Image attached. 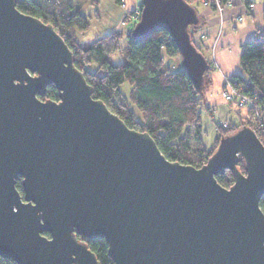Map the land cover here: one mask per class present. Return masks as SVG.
<instances>
[{"label":"water","instance_id":"obj_1","mask_svg":"<svg viewBox=\"0 0 264 264\" xmlns=\"http://www.w3.org/2000/svg\"><path fill=\"white\" fill-rule=\"evenodd\" d=\"M141 5L133 39L166 30L202 90L209 62L189 32L195 7ZM50 85L59 101L39 98ZM93 94L54 26L0 0V257L100 264L88 243L104 239L115 264H264V144L255 131L222 137L197 168L169 161ZM228 170L225 188L217 176Z\"/></svg>","mask_w":264,"mask_h":264},{"label":"trees","instance_id":"obj_2","mask_svg":"<svg viewBox=\"0 0 264 264\" xmlns=\"http://www.w3.org/2000/svg\"><path fill=\"white\" fill-rule=\"evenodd\" d=\"M90 1L93 5L98 3V0H17V8L54 26L73 52L75 66L93 87L94 98L103 101L129 128L149 133L169 161L200 168L217 150L222 137L243 126L255 131L264 144V28L258 29L255 38L242 47L240 64L244 76L229 78L241 94L250 99L248 112L243 117L240 112L243 109L235 110L238 117L235 121L215 120L217 137L212 146L206 147L202 140L201 113L203 110L211 111L206 103V93L212 83L210 64L203 88L197 90L183 67L176 70L173 68L175 64L170 63L171 58L180 55L170 34L160 29L136 41L132 37L136 23L128 30H114L82 44L77 33H85L90 28V18L82 12ZM113 1L121 6L124 0ZM186 1L195 9L197 3L216 9L211 2ZM221 1L227 3L229 0ZM201 27L199 20L197 25L189 27V32L194 44L205 55L194 36ZM117 52H120L122 61L115 63L111 57ZM166 63L169 65L165 66ZM125 82L131 85L128 95L121 91ZM39 98L42 101H59V91L50 85L45 95ZM238 167L244 172L243 160ZM217 180L223 187L229 188L234 183V175L228 170L217 176ZM16 187L23 194L21 180L17 181ZM260 206L264 213V195ZM88 247L100 264H115L104 239H95L88 243ZM0 264L17 263L0 257Z\"/></svg>","mask_w":264,"mask_h":264},{"label":"crops","instance_id":"obj_3","mask_svg":"<svg viewBox=\"0 0 264 264\" xmlns=\"http://www.w3.org/2000/svg\"><path fill=\"white\" fill-rule=\"evenodd\" d=\"M250 3L254 7L251 8ZM83 9L91 11L85 14L91 24L85 34L101 25L108 29L106 35L114 30H128L131 23L125 21L126 15L140 10L141 0H124L121 6L113 0H98L96 5L90 1ZM196 9L202 27L194 35L195 42L205 52L211 68L212 83L206 93V103L211 111L201 113L202 140L210 147L217 137L215 120H238L232 107L222 100L221 90L227 78L244 76L240 64L242 47L255 38L258 29L264 28V0H229L222 10L197 3ZM92 34L89 35L91 42L94 41Z\"/></svg>","mask_w":264,"mask_h":264},{"label":"built area","instance_id":"obj_4","mask_svg":"<svg viewBox=\"0 0 264 264\" xmlns=\"http://www.w3.org/2000/svg\"><path fill=\"white\" fill-rule=\"evenodd\" d=\"M203 2H211L215 6L216 10H222L226 3H223L221 0H203ZM249 6L252 8L254 7L253 3H250ZM141 19V9L136 11L132 15H128L126 17V20L128 23H138ZM221 95L226 101V103H229L233 105L236 108H244L248 109L250 105V99L248 96L241 94L239 89L232 83V81L227 78L224 84V88L221 92Z\"/></svg>","mask_w":264,"mask_h":264},{"label":"rangeland","instance_id":"obj_5","mask_svg":"<svg viewBox=\"0 0 264 264\" xmlns=\"http://www.w3.org/2000/svg\"><path fill=\"white\" fill-rule=\"evenodd\" d=\"M88 3H90V2H88ZM88 3H87V4H88ZM87 4H86V5H87ZM86 5H85V6H86ZM87 7H90V6H87ZM82 12H83L84 14H90V13H91V11H86V10H84V9H83ZM127 16H128V14L126 15V17H127ZM134 24H135V23H131V25H130L129 28H131V26L134 27ZM107 30H108V29H106V27H103V26L99 25V26H97V27H95V28H92L88 34H85V33H82V32H78V33H77V38L79 39V41H80L82 44H88V43L91 42V41H90V36H89L91 33H93V34L91 35V38H93V40H95V39H98V38L104 36V34H105V32H106ZM92 31H93V32H92ZM120 31H125V29H122V30H120ZM109 33H110V32H109ZM123 34H124V33H123ZM111 59H112V62H115V63H116V62H121L122 59H121V54H120V52H117V53L113 54V56L111 57ZM170 63L175 64V65H173V68H175L176 70L181 69V68H182V58H181V56L178 55V56H176V57L171 58ZM168 65H169V63H166L165 66H168ZM130 90H131V85H130L128 82H125V83H123V84L121 85V91H122L124 94L128 95L129 92H130ZM221 91H222V90H221ZM221 98H222V100H224L223 97H222V95H221ZM224 102L226 103V101H224ZM226 104L230 105V106L232 107V110H233V111H235V110H237V109H240V110H241V108H236V107H234L233 105H231V104H229V103H226ZM242 109H243V110L240 111V112L242 113V116L244 117V116L246 115L245 113H247L248 111H247V109H245V110H244V108H242ZM244 111H245V112H244ZM237 112H238V111H237ZM241 113H238V114L241 115ZM241 123H242V122L240 121L239 124H241ZM215 127H216V125H215ZM213 143H214V142H213ZM193 146H194V147L196 146V143H195V142H193Z\"/></svg>","mask_w":264,"mask_h":264}]
</instances>
